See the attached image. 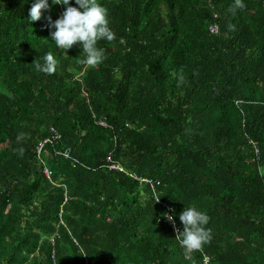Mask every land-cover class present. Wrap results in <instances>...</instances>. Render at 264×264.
<instances>
[{
	"label": "trees",
	"instance_id": "trees-1",
	"mask_svg": "<svg viewBox=\"0 0 264 264\" xmlns=\"http://www.w3.org/2000/svg\"><path fill=\"white\" fill-rule=\"evenodd\" d=\"M36 2L0 0V264H264V0H96L95 66L51 39L67 6ZM167 207L181 231L209 217L191 260Z\"/></svg>",
	"mask_w": 264,
	"mask_h": 264
},
{
	"label": "clouds",
	"instance_id": "clouds-1",
	"mask_svg": "<svg viewBox=\"0 0 264 264\" xmlns=\"http://www.w3.org/2000/svg\"><path fill=\"white\" fill-rule=\"evenodd\" d=\"M79 8L73 7L70 0H52L53 4L66 5V10L61 17L55 21L51 16L47 17L48 24L46 27L54 28L51 32V39L55 41L57 47L62 50L71 49L74 45L80 44L86 58L81 62L85 66H95L103 59V49L98 48L97 44L100 40L112 42L115 39L114 32L109 27V19L107 18V10L96 3V0H75ZM246 7L242 0H234V4L230 7V11L235 13L237 10H243ZM48 0H37L30 9L29 20L39 21L42 17V10H49ZM234 30V25L230 26ZM43 63L35 60V70L47 75H52L57 71L58 61L54 58L51 51L42 57ZM25 134L20 133L17 136V142L24 140ZM20 155H23V148L18 149ZM159 201V200H158ZM157 201V202H158ZM173 225H175L174 217L163 214ZM180 221L183 223V231L176 229V238L183 248V255L186 260L192 259V254L196 251L203 252V245L210 243L212 239L211 229L205 226L209 222V217L198 212L195 208L185 207L183 212L179 214Z\"/></svg>",
	"mask_w": 264,
	"mask_h": 264
},
{
	"label": "built area",
	"instance_id": "built-area-1",
	"mask_svg": "<svg viewBox=\"0 0 264 264\" xmlns=\"http://www.w3.org/2000/svg\"><path fill=\"white\" fill-rule=\"evenodd\" d=\"M210 30H211L213 33H218V32H219V25H218L217 23H213V24H211V25H210ZM237 103L240 104L241 101L239 100V101H237ZM54 139H55V137L53 136V137H47V138H45L44 140L40 141L39 144L37 145V148H36L37 153L40 154V153L42 152V150H43L45 144H46L47 142H52ZM257 151H258V149H257ZM110 167H111V168H114V169H118V170H120V171H122V172H124V173H126V174H129L130 176H132V177H134V178H136V179L141 180V181L150 182V183H152V185H153V181H152V180H149V179H147V178H141V177H139L136 173H134V172L131 173V172L127 171V170H126L122 165H120L119 163L112 164ZM156 200H157V201L159 200V201H158L159 204H163V203L161 202V200L158 198V196H156ZM167 213H168V215H171V216L174 217L175 225H173V226H174L175 231H176L177 228L180 229V227H179L177 221L175 220V216H174V214L172 213L170 207L168 208ZM204 264H215V263L212 262V259H211V257H210L209 255H205V256H204Z\"/></svg>",
	"mask_w": 264,
	"mask_h": 264
},
{
	"label": "rangeland",
	"instance_id": "rangeland-1",
	"mask_svg": "<svg viewBox=\"0 0 264 264\" xmlns=\"http://www.w3.org/2000/svg\"><path fill=\"white\" fill-rule=\"evenodd\" d=\"M115 163H116V162H112L111 165H112V164H115ZM111 165H110V166H111ZM131 173H132V172H131ZM134 173H135V172H134ZM138 176H139V175H138ZM131 177H132V176H131ZM139 177H141V178H147V177H142V176H139ZM133 178H134V177H133ZM135 179H136V178H135ZM147 179H149V178H147ZM137 180H139V179H137ZM149 180H151V179H149ZM139 181H140V182H145V181H141V180H139ZM168 208H169V207H167V209H168ZM170 208H171V207H170ZM171 211H173V210L171 209ZM178 225H179V224H178ZM212 262H213V261H212Z\"/></svg>",
	"mask_w": 264,
	"mask_h": 264
}]
</instances>
